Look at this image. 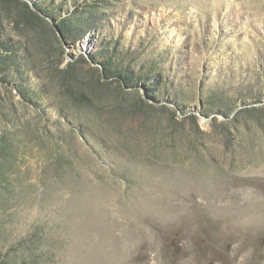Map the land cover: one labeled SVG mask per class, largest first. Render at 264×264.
I'll return each mask as SVG.
<instances>
[{
  "label": "rangeland",
  "instance_id": "1",
  "mask_svg": "<svg viewBox=\"0 0 264 264\" xmlns=\"http://www.w3.org/2000/svg\"><path fill=\"white\" fill-rule=\"evenodd\" d=\"M32 2L75 38L1 12L0 264H264V0Z\"/></svg>",
  "mask_w": 264,
  "mask_h": 264
},
{
  "label": "trees",
  "instance_id": "2",
  "mask_svg": "<svg viewBox=\"0 0 264 264\" xmlns=\"http://www.w3.org/2000/svg\"><path fill=\"white\" fill-rule=\"evenodd\" d=\"M19 5H22L26 10L24 11L23 9H21L22 10V16L24 17V18H26V19H28L27 20V22H29L31 25L32 24H39L40 22H44V19L40 16V15H38L37 13H35V12H33L30 8H29V5L26 3V2H22V1H20V0H0V15H1V12L4 10V9H7V10H12L11 8H15V7H19ZM59 28H60V30H61V32H62V34H63V36H64V38L67 40V39H69V38H75V36L72 34V32H71V29L70 28H67V26L63 23V24H61L60 26H59ZM78 68V66H73V65H70L69 66V68L67 69V72L69 73V74H71V73H73L75 70L76 71H80V70H78L77 69ZM109 69L108 68H104V75H105V78H107V79H110V76H111V74L109 73ZM116 77H120L119 79H120V81H116V83L118 84V87L121 89V90H125L124 89V86L125 87H128V88H131V89H135V87H137V85H134L133 83H132V81H130V80H132L133 79V77H131V79L130 78H126L125 76H119V75H115ZM77 77H78V79L77 80H79L80 79V76H79V74H77ZM133 81H134V79H133ZM100 83H102V85L103 86H106L107 87V84H109V85H113V83H112V81H101V79H99L97 82H95V83H91V85H90V87L91 88H96V87H98V85L100 84ZM119 89V90H120ZM93 91L95 90V89H92ZM96 91V90H95ZM125 91H127V90H125ZM134 92L133 93H135V90H133ZM73 92H75V96H77L78 94H77V92L76 91H73ZM73 92L71 91L70 93L71 94H73ZM127 92H130V91H127ZM132 93V92H131ZM128 94V93H127ZM129 95V94H128ZM127 95V96H128ZM146 95L148 96V98H150L151 100H153V101H155L156 102V99H154V98H152L151 96H150V93H149V91L147 90L146 91ZM79 96V95H78ZM80 97H83V94H81V92H80ZM118 98L116 97V100H117ZM125 100H127V97H125ZM137 106L138 107H141V108H147V109H157V107L154 105V104H151L150 102H148V101H146V100H144V99H140V102H138V104H137ZM161 108H165V106H160ZM118 108V107H117ZM120 108V107H119ZM127 111V110H126ZM244 111V110H243ZM245 111H247V109H245ZM250 111V110H249ZM220 112H222V111H220ZM240 113V112H239ZM222 114L223 115H226V113L225 112H222ZM207 116H208V114H207ZM192 117V116H191ZM225 117H227V116H225Z\"/></svg>",
  "mask_w": 264,
  "mask_h": 264
},
{
  "label": "water",
  "instance_id": "3",
  "mask_svg": "<svg viewBox=\"0 0 264 264\" xmlns=\"http://www.w3.org/2000/svg\"><path fill=\"white\" fill-rule=\"evenodd\" d=\"M24 2H26L29 6H30V8L33 10V11H35V13L37 12V14L38 15H40V16H42V17H44L46 20H48L50 23H51V25L53 26V28L55 29V31H56V33H57V35L60 37V39L63 41V43H64V45H65V47L67 48V43H66V41H65V38H64V36H63V34H62V32H61V30H60V28H59V25L58 24H56L48 15H45L43 12H41L40 10H38V9H36V8H34V5H33V2H32V0H23ZM68 51V50H67ZM80 53H82V52H80ZM93 65H95V64H93ZM96 66V65H95ZM97 66H100V65H97ZM96 70H98L97 68H96ZM101 80H103V81H105V80H108L107 78H105V75H104V72L102 71V69H101ZM124 88H125V90H127V88L124 86ZM129 90H133V89H131V88H128ZM144 91V93H143V96H144V100H146V101H148V102H150V103H155V104H159V103H157V102H155V101H153V100H151L150 98H148V96L146 95V91L145 90H143ZM170 106H172L173 108H175L176 109V111L180 114V110L177 108V106L175 105V104H170ZM197 115V114H196ZM198 116H200V115H198ZM225 119V118H224ZM209 121V120H208Z\"/></svg>",
  "mask_w": 264,
  "mask_h": 264
}]
</instances>
